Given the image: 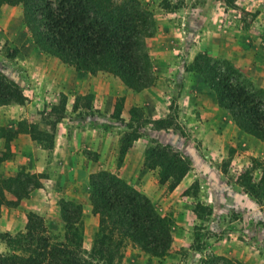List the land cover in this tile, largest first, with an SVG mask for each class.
Returning a JSON list of instances; mask_svg holds the SVG:
<instances>
[{
	"label": "rangeland",
	"instance_id": "1",
	"mask_svg": "<svg viewBox=\"0 0 264 264\" xmlns=\"http://www.w3.org/2000/svg\"><path fill=\"white\" fill-rule=\"evenodd\" d=\"M138 1L151 12L155 23L154 35L145 40L153 84L133 90L112 73L96 72L95 77L99 75L101 80L94 94L90 93V108L85 109L80 100L78 113L67 112L66 106L61 109L63 99L65 105L69 101L61 89L66 92L72 87L68 82L62 85V77L60 81L46 77L48 72L57 75L61 69L54 63L55 56L37 49L23 23L22 5H0V74L17 84L30 102L37 100L30 110V122L24 120L26 124L36 125L54 138L57 115L64 113L79 122L98 116L95 136L89 134L95 150L83 147L82 139L87 136L79 124L82 129L69 134L72 156L66 166L56 163L53 154L46 157L42 152L40 158L39 151L35 153L24 144H19L16 151L23 156L11 152L8 141L0 149L1 202L14 203L8 191L20 185L5 179L19 172L37 175L43 182L46 178L42 182L45 191L29 194L22 214L8 207L3 216L4 204L0 205V253H9L1 235L25 232L28 212L41 217L45 237L62 241L65 225L61 201L81 206L82 246L89 251L99 223L89 200L90 174L106 170L149 198L155 210L169 221L171 234L165 255L152 256L125 240L113 264H264V183L259 186L261 171L251 165L253 158L264 159V141L233 133L232 124H225L230 113L218 104L204 78L189 69L197 55L205 54L219 72L228 63L264 89V0ZM105 81L118 96L112 97L113 104H107L106 99L105 109L97 115L99 110L91 108L94 100L97 105L99 99H105L101 92ZM40 92L46 94L42 97L44 107L37 99ZM157 120L164 121L160 129L153 123ZM5 130L0 126V135ZM132 131L139 133V138L121 154V140ZM155 144L171 148L190 163L187 175L171 191L167 184L159 185L155 173L143 166L146 148ZM193 160L196 166H192ZM203 161L211 163L216 171H209ZM39 167L42 172H33ZM209 187L215 199L210 197Z\"/></svg>",
	"mask_w": 264,
	"mask_h": 264
},
{
	"label": "trees",
	"instance_id": "2",
	"mask_svg": "<svg viewBox=\"0 0 264 264\" xmlns=\"http://www.w3.org/2000/svg\"><path fill=\"white\" fill-rule=\"evenodd\" d=\"M1 4L22 5L23 23L37 49L73 66L76 71L91 74L107 71L133 90L153 84L155 77L145 51V40L154 35L155 23L151 12L140 1L0 0ZM224 66L219 72L211 65V59L199 54L189 69L204 78L215 92L218 104L230 113L241 132L264 141V89L228 63ZM91 99L90 94L76 96L73 110L80 100L84 101L85 109H89ZM27 100L17 84L6 81L0 74V106L24 105ZM63 100L61 109L64 110L66 99ZM63 116L64 113L57 115L58 118ZM153 123L160 129L164 121ZM20 132L28 134L45 150L53 148V134L25 121L18 123L16 132L5 131L4 135L11 140ZM123 137L121 154L139 138V133L132 131ZM251 165L261 171L259 186L263 185L264 159L253 158ZM143 166L155 173L159 185L167 184L169 191L175 189L190 170L186 157L157 144L146 148ZM5 180L20 183L8 191L14 203L0 201V205L9 208L17 207L20 200L42 186L37 175L27 172H19ZM245 182L250 184L249 180ZM89 185L92 214L99 219L89 251L82 246L81 206L61 201V218L65 225L63 240L52 241L50 236L45 237L41 217L28 212L25 232L1 235L9 253H0V264H113L120 257L125 240L152 256L165 255L171 244L169 221L155 210L149 198L106 170L91 173ZM3 192L0 191V198L4 197Z\"/></svg>",
	"mask_w": 264,
	"mask_h": 264
},
{
	"label": "crops",
	"instance_id": "3",
	"mask_svg": "<svg viewBox=\"0 0 264 264\" xmlns=\"http://www.w3.org/2000/svg\"><path fill=\"white\" fill-rule=\"evenodd\" d=\"M54 60H55L54 63L59 65V69H61L60 73L55 75V72H52L53 75H50V72H48L46 77L49 79L54 78V79H57L58 81H60V79L62 77L63 78L61 80L63 82L62 85H64V83H67V82L70 84V86L72 87L71 90H68L65 92L63 88L61 89V91L64 94L69 96L68 97L69 101L65 106H66L67 112H68V110H70V111H73L74 113H78V111L81 110L80 108L73 110V104H74L76 96L78 94H81L82 96H84L86 94H90V93L94 94L93 92L95 91L96 87H99L98 81L100 82L101 79H98L99 75L97 77H95V75L98 73L91 74L89 72L76 71L73 66L68 65V64L60 61L56 57H54ZM7 65L9 66V64H7ZM41 66L44 67V65H41ZM6 69H8L7 66L5 69H2L4 74H6L5 73ZM66 70H68V71H66ZM69 74H71V76H72L71 78L68 77ZM99 74H102V72L99 71ZM104 75H107V74L104 73ZM102 85L104 86V88L101 90V92H103V96L105 97V99L104 98L99 99L100 101H98L97 105L95 104V100H94L93 101L94 106L91 108V110H94L95 108L99 110V112H97V111L95 112V114H97V115H100L103 112V110L105 109L103 105L104 104L106 105V99H107V104H111L110 101H112V104H113L112 97H114L116 95L118 96L117 93L115 95H113V90L111 89V86L109 85V83H107L105 81V83ZM83 88H85V90L80 92L81 90H79V89H83ZM185 89L183 91H185ZM76 91H77V93H76ZM38 94H40V97L37 98V99H39L38 102H40L42 104V106L44 107L45 104H44V101H42V97L44 98V96H46V94L43 92H40ZM187 96H190V94H187ZM102 99H104V100L102 101ZM35 101L37 102L36 99H34L33 102H30V100H27L26 104H24V105L10 104V105H6V106H0V126L5 127L6 132L14 133L17 131V127H18L19 122L26 120L27 123H29L31 120V116L33 115L32 111H30V110L33 108V103L35 104ZM103 102H105V103H103ZM112 106H114V105H112ZM37 110H39V109H37ZM97 117L98 116L88 117L86 120H91L88 123L86 120L83 121L82 119H79L80 122L77 120H70V118L67 117L65 114L63 117L58 118L57 119L58 131L53 138L54 139L53 140V148L50 151L43 149L40 146V144L33 141L28 134H25L22 132L14 135L11 140L9 138H7L5 135L2 137L0 136V149H2L4 147V144L7 141L9 142V145L11 146V149H12L11 152H16L18 150L17 146L19 144H24V146L31 149L35 153H38V151H39L38 156L40 158H42V152H44L43 156H46V157L49 154H53V157H54V160L56 163H59L60 166L61 165L66 166L67 162L70 160V156H72V152H70L71 147H69V145L71 144V139L69 138V134L73 133V132L75 134V131L81 130L82 128H79L80 127L79 124H82L83 130H85V135L87 136L85 141H84V139H82V141L84 143L83 147H85L87 145L88 149L94 148V150H95L96 145L93 142H90L91 138L89 137V134L95 136L94 132L97 131V129L94 127V125H95V121L97 120L96 119ZM228 123L232 124L231 130L233 131V133L241 132L240 129L231 120V118L230 119L227 118L225 120V124H228ZM229 127H230V125H229ZM90 131H93V132L89 133ZM241 133H243V132H241ZM243 134H245V133H243ZM14 145L16 147H14ZM16 153H17L16 154L17 156H23V155L18 154V152H16ZM39 161H43V160L39 159ZM203 162H205V161H203ZM41 164H42V162H41ZM192 166H196V163L194 162V160H193ZM210 166H211V163H209V165H208L209 171H211L212 169L216 171V168L214 166H212V167H210ZM194 170H196L198 172L201 171L198 169H194ZM79 171H81V170L79 169ZM33 172H38V173L42 172V167H39L38 170H34ZM44 179H45L44 180V182H45L46 178H44ZM71 179H74V178H70L68 180H71ZM39 180L42 184L43 181H42L41 177H39ZM44 187H45V185H42L40 188L34 189L32 192H30V195H32V193H35V192H37V194L39 192H44L45 191ZM208 192H210L212 194L211 187L208 188ZM210 197L211 198L213 197V199H215V196L213 194L210 195ZM24 200L27 201V197L20 200L18 206L15 207L14 211H16L17 214H19V212H21V214H22L23 211H22L21 207L22 206L25 207V203H23ZM8 211H9V208L6 205H4L3 216H6Z\"/></svg>",
	"mask_w": 264,
	"mask_h": 264
}]
</instances>
